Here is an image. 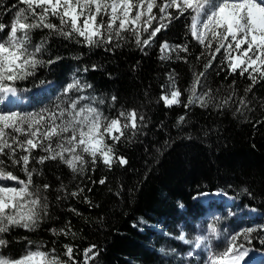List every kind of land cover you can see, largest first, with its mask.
<instances>
[{
  "label": "trees",
  "instance_id": "1",
  "mask_svg": "<svg viewBox=\"0 0 264 264\" xmlns=\"http://www.w3.org/2000/svg\"><path fill=\"white\" fill-rule=\"evenodd\" d=\"M22 6L18 0H0V22L10 24ZM52 22L59 24L55 18ZM189 24V14L173 19L143 50L130 36L120 41L119 47H88L47 29L33 32V45L46 42L40 58L55 63L45 64L34 76L16 82L18 91L31 100L21 112L53 108L63 98L65 86L78 79L91 85L79 95L94 97V106L106 116L135 109L144 120L136 134L126 132V138L115 146V155L127 160L123 166L113 163L109 168L97 161L83 174H73L58 161L37 164L33 160L30 166L38 173L34 183L50 185L45 193L48 216L35 231L13 228L5 233L7 245L0 253L19 258L40 245L44 251L54 248L66 260L64 245L70 244L76 260L83 264L84 250L95 245L98 255L89 264H182L190 246L177 238V227L183 224L190 238L197 222L209 214V209L195 200L197 196L221 191L237 200L232 209L235 213L255 208L264 214V80L252 84L247 74H229L222 62L223 50L205 72L208 55H201L205 50L192 38ZM6 33L0 32V40ZM164 42L171 48L187 45L188 51H170L167 59H161ZM200 72L205 75L197 92L210 89L213 102L207 108L198 104L185 108L194 73ZM170 77L182 95L181 103L167 107L160 97L170 91ZM52 82L55 87L49 92L33 95ZM250 86L251 91H245ZM230 95L226 107H216ZM241 98L246 107L240 105ZM42 155L45 153L39 150L33 153L34 157ZM9 170L26 179L18 167ZM101 179L104 184L99 183ZM79 189L83 192L78 196L70 195ZM180 205L186 210L181 211ZM219 215L211 221L218 229L251 226L246 220L229 217V212ZM255 223H264V219ZM208 224L203 222V226ZM69 225L72 234L67 236L50 231ZM260 228L252 233L250 244L240 242L264 251ZM224 246L223 241H212L216 250Z\"/></svg>",
  "mask_w": 264,
  "mask_h": 264
},
{
  "label": "snow or ice",
  "instance_id": "2",
  "mask_svg": "<svg viewBox=\"0 0 264 264\" xmlns=\"http://www.w3.org/2000/svg\"><path fill=\"white\" fill-rule=\"evenodd\" d=\"M18 4L23 6L18 7L11 23L0 22V32L7 30L6 38L0 40V103L17 96V81L34 76L45 64L55 63L40 58L46 42L33 45L32 34L36 30L47 29L49 33L88 47L113 44L119 47V42L130 36L143 50L151 46L157 34L173 19L185 14L190 15L192 38L205 50L201 55H208L205 72L223 50L222 62L226 63L229 74H247L252 84L258 79L264 80V0H18ZM53 18L59 24L53 23ZM160 50L161 59H167L168 56L163 55L166 50L187 52L188 47L170 49L164 42ZM205 72L194 73L185 108L193 104L207 108L213 102L210 89L197 92ZM90 87L74 79L65 86L63 98L53 108L35 112L0 109V248L7 245L3 235L11 229L35 231L48 216L45 193L50 185L34 183L33 177L38 173L30 166L33 160L37 164L58 161L73 174H83L89 164L95 165L97 161L109 168L113 163L121 166L127 163L124 157L115 155V146L126 138V132L136 134L144 117L135 109L109 117L94 106V97L73 98L71 95ZM245 91H251V86ZM181 95L170 77V91L160 99L171 107L181 103ZM111 99L115 102L116 97ZM231 99L230 95L220 100L216 107H226ZM239 103L247 106L243 98ZM183 120L184 117H180V121ZM36 150L45 155L34 157ZM17 167L26 179L9 170ZM99 183L104 184L105 180ZM81 192L83 189L70 195L76 197ZM50 231L53 235L72 234L70 225ZM207 231V235H197L194 240L186 239L183 233L177 238L195 249L203 247L208 253L206 264H241L249 253L240 238L250 244L252 233L258 229L247 228L228 236L222 250L212 247V240L219 238L216 225L209 224ZM259 231H264V227ZM41 248L38 245L36 250H28L19 258L0 253V264H80L70 244L64 245L66 260L61 259L54 248L50 251ZM95 249L96 246L91 245L84 250L83 264H89L98 255Z\"/></svg>",
  "mask_w": 264,
  "mask_h": 264
},
{
  "label": "rangeland",
  "instance_id": "3",
  "mask_svg": "<svg viewBox=\"0 0 264 264\" xmlns=\"http://www.w3.org/2000/svg\"><path fill=\"white\" fill-rule=\"evenodd\" d=\"M45 92V91H43ZM40 94V93H38ZM76 96H79V93L76 92L75 95L73 96V98H75ZM88 101H85L84 103H87ZM4 183H8V184H11V183H14V182H8V181H5ZM216 194V193H215ZM215 194H212V195H215ZM214 198L212 197V201H210L209 205L205 207H207L209 209V214L208 215H205L204 217H202L199 221V231L197 232H194L192 233L190 236V238H188L187 236V239L189 240H194V238L197 236V235H207L208 234V225L211 224V221L220 216L219 214L222 212V213H228V211H226V209H224V207L222 206L223 204H225V200H221V201H216V200H213ZM221 199V198H220ZM202 202V201H201ZM202 205L205 204L204 202L201 203ZM204 206V205H203ZM229 217H232V213L229 214ZM234 218H238V221H244L246 220L247 222H250V227L245 225V224H242V225H239L238 229H233V228H228V227H222L220 229H218V232H219V238L218 239H222L224 240V242L226 243V238L234 233H237V232H242L244 229H247V228H256L258 229L260 227V225L258 223H255V219H254V216L252 214H249V216H245V214H239V215H235ZM209 222L208 225H204L203 226V222ZM252 223V224H251ZM157 227L162 230L161 228L163 227L162 225L158 224ZM235 227V226H234ZM236 228V227H235ZM182 231V229H181ZM186 237V234L183 233ZM240 240H243V238L241 237ZM183 242V241H182ZM183 244H186L188 246H190V249L189 251L187 252V254L183 257V263L182 264H190L191 262V259L192 257H194V264H206L207 262V256H208V253L207 251L202 247L200 249H195L193 245L191 244H187V243H183ZM245 247L248 249V252H253L250 247L246 246ZM189 253H191V255H189ZM248 257L245 258V261H242L241 264H257V263H254V261L251 262H247L246 259ZM258 264H264V259H263V262H260Z\"/></svg>",
  "mask_w": 264,
  "mask_h": 264
},
{
  "label": "bare ground",
  "instance_id": "4",
  "mask_svg": "<svg viewBox=\"0 0 264 264\" xmlns=\"http://www.w3.org/2000/svg\"><path fill=\"white\" fill-rule=\"evenodd\" d=\"M169 45V44H168ZM170 47V46H169ZM168 53H170V50H166L165 51V53H163V55H167ZM162 54V53H161ZM9 105V104H8ZM212 197L214 198V199H220L221 198V194L220 193H216L215 195H209V194H205V195H203V197L201 198V201L202 202H204V203H208V201L209 200H211L212 199ZM249 254H248V258L246 259V261L248 262H251L252 263V261H254V260H258L259 259V254H256V252L255 251H253V252H248ZM246 258V257H245ZM262 259H264V257L262 258Z\"/></svg>",
  "mask_w": 264,
  "mask_h": 264
}]
</instances>
